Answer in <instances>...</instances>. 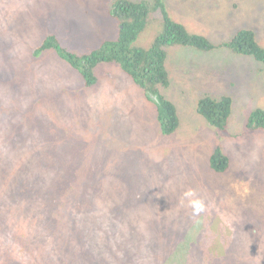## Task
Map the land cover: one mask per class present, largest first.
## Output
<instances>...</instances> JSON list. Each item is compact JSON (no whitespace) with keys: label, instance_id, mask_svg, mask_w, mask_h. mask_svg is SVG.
<instances>
[{"label":"rangeland","instance_id":"rangeland-1","mask_svg":"<svg viewBox=\"0 0 264 264\" xmlns=\"http://www.w3.org/2000/svg\"><path fill=\"white\" fill-rule=\"evenodd\" d=\"M90 1L0 0V31L9 13L14 34L11 36L15 42L18 39L23 58L32 57L45 34H60V30L62 33L59 37L64 44L70 42L75 48L94 51L97 40L118 35L119 25L117 19L108 18V8L90 11ZM170 1L172 6L176 2ZM176 5L171 10H175ZM193 8L201 9L200 6L192 9L186 7L182 10L183 15L177 12L176 16L195 23ZM254 10L253 3L247 4L246 14ZM186 11L191 13V17H184ZM257 12L258 21L255 20L252 27L258 31L256 40L264 48V16L261 15L264 6ZM185 16L188 14L185 13ZM219 16L210 19L209 23L216 26ZM39 22L38 28L33 26ZM65 22L70 29L66 30ZM228 27L217 26L226 35L229 33ZM156 31L157 24L148 25L139 36L137 44L147 48L155 38ZM187 58L177 52L170 54L167 67L172 86L165 95L176 103L181 116L190 115L188 112L194 109L200 96H214L215 90L221 89V96L232 95L234 111L231 123L226 131H220L218 134L221 135L216 136L228 149L231 167L212 184L206 187L200 185L205 195L196 194L192 197L204 203V211L200 212L203 227L195 231L198 218L193 215L190 206L188 211L178 217V229L175 227V230L164 233L153 223L151 229L147 225L142 228L143 238L130 236L126 242L128 245L122 250L124 252L120 247L117 248L119 260L113 263L155 264L150 254L153 249L151 236L157 241L156 244L163 241L169 243L168 248L161 252L165 258L162 264H185L184 259L191 246L202 250L203 264H233L235 256L242 264H264V129L249 130L245 122L251 112L264 111V69L253 56L243 53L242 46L229 50L230 66H219L208 78L204 60L190 64ZM47 61L48 68H43L39 62L36 64L51 83L57 81L58 87L64 90L59 97L60 105L36 107L37 93H29L27 103L22 104L20 110L10 112L9 105L14 100L5 87H0V98L3 99L0 107L7 113L4 115L7 117L5 120L29 118L26 123L27 128L32 125V133L33 127L39 125V117L48 119L46 121L58 120L59 124L54 127L72 129L74 137L80 139L76 140V146L66 147L65 144L69 142L67 139L71 140L68 136L55 152H44L41 143L37 145L36 139L28 137L20 140L23 143L6 142V147L14 148L9 152L0 144V198L9 205L2 216L9 226L16 228V231L5 229L0 224V264H90L89 257L96 261L95 257L89 256L90 248L85 245L78 248L76 232L78 234V229H95L94 219L101 204L114 209L131 197L133 191L130 193L127 187H122L113 175L116 171L123 178L128 170L127 159L130 160L132 154L133 161H136L135 158L142 154L138 152L141 148L137 138L141 129L155 128L156 105L145 97L139 85L128 80L127 74L117 63L102 66L98 71L97 82L87 88L79 70L61 61L55 53L49 54ZM28 62L34 61L30 59ZM197 70L199 74L195 73ZM8 74L15 77L20 73L15 74L13 71ZM27 76L30 74L21 73L15 80H18V86L27 87L29 91L31 86L36 85L37 77L24 79ZM5 82L1 80V83ZM200 84L205 86L196 90ZM31 102L35 104L30 105ZM16 130L4 127L1 135L8 137L14 132V139H17ZM51 130L46 128L44 134L54 136ZM125 130L131 133L130 138L121 134ZM181 131L184 136H177V140L186 142L185 153L189 152L197 161L178 154L175 168L167 166L170 180L163 176L160 183L158 178L152 189L153 193L161 190L158 194L161 203L167 201V197L161 194L169 187L178 196L184 195V189L199 190L195 180L200 174L195 167L198 161L206 160L211 149H215L218 144L210 135V128H202L203 137L196 134L190 139V130L187 132L184 128ZM59 137L62 138V135ZM102 140L107 142L103 157L110 159L112 171H101L97 167L91 174L89 163H95L92 159L94 154L90 150ZM151 154L147 151L143 156L152 160ZM20 158L21 163L18 162ZM182 163L189 165L183 166ZM79 173H82V179ZM207 174L205 171L201 176ZM96 177L101 179H98V183L101 181L103 190L99 198H89L88 193L81 189H87ZM20 183L27 185L33 193H20ZM175 185L181 186V194L174 189ZM124 193L125 197L121 198ZM10 194L13 200H9ZM97 200L101 204H96ZM22 205L24 208H21ZM180 211L176 209L174 214ZM226 230L228 233L223 235ZM17 231L21 236L20 242ZM118 231V228L109 229L104 234L101 232V235L111 236ZM68 236H72L73 254L65 243ZM99 258L100 255H97V261Z\"/></svg>","mask_w":264,"mask_h":264},{"label":"trees","instance_id":"trees-1","mask_svg":"<svg viewBox=\"0 0 264 264\" xmlns=\"http://www.w3.org/2000/svg\"><path fill=\"white\" fill-rule=\"evenodd\" d=\"M104 1L106 0H91L90 11H99L98 7ZM250 2L254 4L255 10L254 12L246 14V6ZM171 3L172 1L170 0H110L109 8L112 9V15L120 19L118 35L116 38L113 36V40L108 42L102 41L100 44H97V50L94 49V51L88 52L84 49L75 48L70 42L67 45L64 44L62 38L59 37L62 33L60 30V34L44 35L43 42L32 53L33 58L31 59L34 62H24L22 66L17 68L4 66L3 63H0V87H5L8 90V94L12 96V100H14L9 105L10 108L16 107L11 110L9 108L10 112L20 110L21 105L27 103V95L29 93L31 95L37 93L35 95V97L37 96L35 98V103L37 104L31 102L30 105L35 104L36 107H47L50 104H59V97L64 90L58 87L57 81H52L51 83L45 72L36 64V62H39L43 68H48L49 64L47 59L52 52L61 61L67 62L79 70L87 88L97 82L98 71H100L102 66L117 63L127 74L128 80L139 85L145 97L157 107L154 113L155 128H142L137 137L139 147L141 148L138 152L142 154L135 158L137 159L136 161H133L132 154L130 160L127 159V164L129 163L127 166L128 170L123 178L119 177L116 171L115 175H113L122 187H127L130 193L133 191L131 197L125 199L120 207H114V209L103 206L100 200H97L96 204H101V207L98 208L99 213L94 219L95 229H90L89 231L85 229L80 231L78 229V234L76 232L75 238L79 244L78 248L81 249L85 245L88 249H91L89 256L96 258L95 261L89 257L92 260H90V264H114V261L119 260L117 248L120 247L122 251L124 246L128 245L126 242L130 236H141L143 238L144 230L142 228L145 225L150 226L149 229H151L154 223L164 233L175 230V227L178 229L176 222L179 219L178 217L182 215L183 210L187 209L188 205H190L189 198H185V195L178 196L169 187L168 190L164 191L165 193L161 194V196L165 195L167 197V201L161 203L158 197L161 190L153 193L152 189L158 178L160 183L162 182L163 176L167 180H170L171 176L166 168L168 165L176 166L178 154H182L187 159L190 158L191 160L197 161L192 154L190 155L189 152L185 153L186 142L177 140V136H184L181 131L182 129L185 128L187 132L190 130V139V137L196 134L203 137L202 128H210L212 130L210 131V135L212 134V138L218 142L216 148L211 149L208 158L203 161H198L195 167V170L200 174L195 180L196 188L199 190H192L195 195L204 194L200 190L201 184L205 187L208 184H212L215 181L213 179L214 175L220 176L231 167L228 149L225 144L217 140L216 136L221 135L218 134L220 131H226L228 125L231 123L230 119L234 111L232 95L221 96V89L215 90L214 96L209 94L200 96L196 100L197 104H195L194 109L188 112L190 115L184 116V114L181 116L176 103L165 95L172 86V78L167 67V60L170 54L177 52L186 55L188 56L187 59H189L190 64L204 60L207 65V78L219 66H230L228 53L224 52L222 48L231 50L235 46H243V53L254 56L264 65V48L259 45L256 40V34L251 29L253 20L256 19V22L258 21L257 11L260 7L264 6V0H176L174 2V5L177 4L175 10H171L174 6ZM198 6L201 7L200 10L193 8L195 23L190 21L188 23L185 19L176 16L177 12L183 15L182 10L186 7L192 9V7ZM215 10L217 11V15L220 16L218 17V24L213 26L209 23V20L214 17L215 13L213 14V12ZM185 13L188 16H185ZM185 13V18L191 17L189 11ZM237 15L242 18L244 25L248 29L234 31L233 36L221 45V42H218V37L222 38L223 34H220L221 29L217 28V26H221L222 28L228 26V23L236 20ZM40 23H35L33 26L38 28ZM150 24H157L158 33L147 48L140 47L137 44V38ZM64 25L66 30L71 28L66 22ZM3 26L5 30L12 31L9 13L4 18ZM79 27L80 25H78ZM26 28L29 29L30 27ZM2 32L6 34L4 31ZM13 71H15V74H20L15 77H10L8 73ZM21 73L22 75L30 74V76L24 77V79L33 76L37 77L35 80L37 82L36 85L34 87L31 86L29 91L27 87L18 86V80H15L21 76ZM195 73L199 74V70ZM1 80H6V82L1 83ZM204 86L200 84L196 90ZM153 96H157L158 100H154ZM2 100L0 98V105L3 104ZM6 114L4 109L0 107V144H2L6 152L14 149L6 147V142L12 143L18 141L23 143L20 140L26 139L27 137L28 139H36L37 145L41 143V148L44 152L58 151L60 145H62L68 136L71 140L67 139L69 142L65 144L66 147L76 146V140L80 139L74 137V131L72 129L68 130L64 127H54L59 124L58 120L49 119V121H46L48 119L43 120L39 117V125L33 127L34 131L32 133V125L30 124L29 128H27L26 122L29 121V118L21 117L15 121L10 119L7 122L5 120L7 117H4ZM245 122L247 128L250 130L264 129V111L257 110L251 112L248 114ZM4 127H7L9 130L17 129L15 131L18 136L17 139H14L16 138L14 132L8 137L1 135L2 128ZM46 128H52L51 132L54 136L44 134ZM121 134L129 136V138L131 137V133L127 130ZM60 135H62V138L59 137ZM106 143V140H102L95 145V148L90 150L94 154V156L92 155V159L95 163H89V172L91 174H93L92 170H96L97 167L101 171H112L110 159L106 158V156L103 157L104 150H106ZM27 145L29 144L27 143ZM30 147L36 148L35 146ZM147 151L152 153V160L143 156ZM20 160L21 158L18 162ZM141 161L142 163L140 164ZM81 164L84 163L81 161ZM182 165L187 166L189 163H182ZM207 170L212 171L213 174L210 175L208 173L205 176H201V173ZM81 174L79 173L80 179H82ZM98 179L101 180L99 177H96L91 181L87 189L84 187L81 189L88 193L89 198L100 197L103 189L102 183L101 181L98 183ZM18 186L21 188L20 193H33V190L29 189L24 183H20ZM174 189L181 194V186L175 185ZM188 191L184 189L182 192L185 194ZM124 197L125 193L121 198ZM9 200H13L11 194L9 195ZM8 207V203H4V200L0 198V224L5 229L11 228L16 231V228L9 226L2 216V213ZM144 207V211L135 210L136 208L143 209ZM21 208H24V206L22 205ZM176 209L181 211L178 214H174ZM199 227H203L202 222H198L195 225V231ZM116 228L119 231L114 235H101L109 229ZM226 233H228V230L223 235ZM17 234L20 242L21 236L18 231ZM150 238L153 243V249L150 250L152 252L150 253L152 259L155 264H162L165 258L161 252L164 248H168L169 243L163 241L156 244L155 242L157 241H154L151 236ZM65 243L69 245L71 254H73L72 236H68L65 239ZM98 245L100 247L99 249ZM194 248V246H191L189 248V254L187 255L186 253L187 256L184 259L185 264H203L202 250L200 248ZM230 250H234V248ZM97 255H100L98 261ZM227 260L230 261L229 258ZM140 261H143V259H140ZM233 264L242 263L235 256ZM245 264H248V262Z\"/></svg>","mask_w":264,"mask_h":264},{"label":"clouds","instance_id":"clouds-1","mask_svg":"<svg viewBox=\"0 0 264 264\" xmlns=\"http://www.w3.org/2000/svg\"><path fill=\"white\" fill-rule=\"evenodd\" d=\"M244 3V2H243ZM109 4H110V0H106L104 1L101 6L98 7V10L101 11V10H104V9H107L108 8V18H115L118 20V25H119V21L120 19L117 18L116 16L112 15V9L109 8ZM246 4V3H245ZM216 11V10H215ZM213 12V14L215 13L214 17H216L217 15V11L216 12ZM212 14V15H213ZM259 14V13H258ZM257 14V15H258ZM211 15V16H212ZM262 16H264V12L261 13ZM213 17V18H214ZM256 19L253 20V22L255 21ZM233 22V20L228 23V25H231L229 26L227 29L229 30V33L226 35L222 32H220V34H223L222 38L221 37H218V42H221V45L225 42H227L232 36H233V33L234 31L238 30V29H248L244 23H243V20L240 16L237 15L236 17V20L233 22V24H231ZM233 29V30H232ZM253 32H258L254 27L251 28ZM4 31L6 34H3ZM2 31H0V63H3L4 66H12V67H19V66H22V64L24 62H28L31 58L33 57H26V58H23L22 56V52H20L19 50V47L21 46L18 42V39L17 41L15 42V40L13 39V37L11 35L14 36V34L12 33V31H8V30H5L4 26L2 27ZM157 31H156V34H155V37L157 35ZM142 34V33H141ZM140 34V35H141ZM9 35V36H8ZM139 35V36H140ZM138 36V38H139ZM117 36H115L116 38ZM138 38H137V42H138ZM110 40H113L112 38H107V39H103V40H100L98 41L97 40V44H100L102 41H110ZM243 47V46H242ZM222 50L226 53L229 54V50L225 49V48H222ZM252 56V55H251ZM254 57V56H253ZM255 58V57H254ZM256 59V58H255ZM257 60V59H256ZM258 61V60H257ZM260 62V61H258ZM261 63V62H260ZM262 64V63H261ZM264 65L262 64V67ZM264 69V67H263ZM250 130V129H249ZM173 168H175V166H172ZM207 173H209L210 175H212V171L210 170H207ZM219 176H215L214 175V180L216 178H218ZM204 180H206V178H204ZM185 198H189V204L188 205V208L191 206L193 208V215L198 218V222H202L201 218H200V212L204 211V203L201 199L199 198H194L192 199V197H195V193L194 191L192 190H189L188 192H186L185 194ZM188 208L183 210V213H185L186 211H188Z\"/></svg>","mask_w":264,"mask_h":264},{"label":"water","instance_id":"water-1","mask_svg":"<svg viewBox=\"0 0 264 264\" xmlns=\"http://www.w3.org/2000/svg\"><path fill=\"white\" fill-rule=\"evenodd\" d=\"M154 100H158V97L157 96H153Z\"/></svg>","mask_w":264,"mask_h":264}]
</instances>
